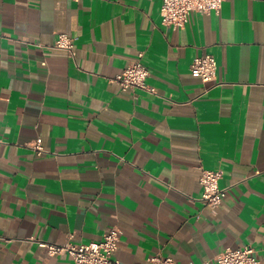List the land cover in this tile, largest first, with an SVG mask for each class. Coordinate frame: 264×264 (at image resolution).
I'll return each instance as SVG.
<instances>
[{
  "label": "crops",
  "instance_id": "crops-1",
  "mask_svg": "<svg viewBox=\"0 0 264 264\" xmlns=\"http://www.w3.org/2000/svg\"><path fill=\"white\" fill-rule=\"evenodd\" d=\"M162 3L0 0V264H75L35 239L98 241L112 225L123 264H214L246 244L264 264V0L177 29ZM141 54L155 92L114 81ZM204 54L213 82L191 72ZM200 166L222 170L216 213Z\"/></svg>",
  "mask_w": 264,
  "mask_h": 264
},
{
  "label": "built area",
  "instance_id": "built-area-1",
  "mask_svg": "<svg viewBox=\"0 0 264 264\" xmlns=\"http://www.w3.org/2000/svg\"><path fill=\"white\" fill-rule=\"evenodd\" d=\"M226 0H163L161 15L164 25L174 29L186 25L189 15L192 12L211 13L220 12ZM57 49L75 55V38L68 32H60L53 45ZM140 57L129 64L124 70L114 77V81L123 89L139 88L155 92L147 80L150 75L149 69L142 62ZM218 64L216 58L211 54H204L194 58L191 65V72L194 76L200 77L203 82H213L217 79ZM38 154L45 152L40 139L31 145ZM200 182L203 186L202 201L216 213L222 205L227 190L220 186L222 170L207 169L200 166ZM260 173V172H257ZM70 236L63 243H53L45 240L35 239L42 247H45L50 256L69 255L75 264H123L115 257L119 247L120 228L112 225L106 230L104 236L98 241L77 243ZM255 249L252 245L246 244L243 247H228L215 258L214 264H261L254 255ZM154 264H177L172 257L156 255L151 258Z\"/></svg>",
  "mask_w": 264,
  "mask_h": 264
}]
</instances>
